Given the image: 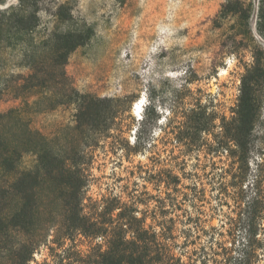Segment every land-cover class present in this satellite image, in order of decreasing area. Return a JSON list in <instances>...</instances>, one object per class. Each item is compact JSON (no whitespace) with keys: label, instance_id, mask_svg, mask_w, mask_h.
Listing matches in <instances>:
<instances>
[{"label":"rangeland","instance_id":"obj_1","mask_svg":"<svg viewBox=\"0 0 264 264\" xmlns=\"http://www.w3.org/2000/svg\"><path fill=\"white\" fill-rule=\"evenodd\" d=\"M15 1L6 0L7 4ZM227 1H42L40 33L53 27L51 13L58 4H67L73 17L91 28L90 40L69 55L65 70L80 93L112 100L107 108H114L115 122L123 131L118 148L111 138L89 148L85 146L87 134L73 128V107L28 113L33 128L52 142L60 156L85 162L88 198L100 199L121 190L156 194L144 179L149 170L167 165L179 178L178 189L188 194L184 208L198 217L205 230H223L224 215L233 203L226 199L220 205L215 188L219 175L233 160L228 152L232 143L221 138V126L224 124L226 131L231 127L245 68L255 59L264 67V28L261 34L257 31L258 0H239L244 10L222 18L221 6ZM27 72L18 50L0 51V112L20 104L14 101L9 86L13 76ZM138 102L143 103L140 118L133 114ZM197 107L209 114L208 132L193 136L196 143L190 145L186 116ZM262 121L255 127V141L263 147L264 158ZM257 156L256 152L249 156L251 170L256 168ZM33 159L32 155L24 156L21 168L30 169ZM51 191L48 188L44 193L47 202L39 217L41 222L47 220L50 210L57 213H53L54 220H59L58 193ZM196 195L198 199L191 207L188 200ZM144 208L139 205L140 210ZM56 230L57 226L53 231H42L46 245L34 252L28 264H55L48 247L56 253L69 247L64 233ZM18 240L9 234L1 236L0 264L14 254L10 245ZM259 240L250 254V264H264V235ZM225 241L232 247V239L225 237ZM240 242L241 237H237L233 248L238 249ZM76 244L82 251L89 245L82 237ZM16 264H23L20 258Z\"/></svg>","mask_w":264,"mask_h":264},{"label":"trees","instance_id":"obj_2","mask_svg":"<svg viewBox=\"0 0 264 264\" xmlns=\"http://www.w3.org/2000/svg\"><path fill=\"white\" fill-rule=\"evenodd\" d=\"M42 1L7 4L0 0V51L18 50L28 70L13 76L9 86L14 101L20 104L0 112V239L4 234L20 238L10 245L14 254L3 264H16L19 258L28 264L34 252L46 245L42 231H53L56 226V232L62 231L70 245L60 253L48 247L55 264H250V254L264 235L263 147L255 141V127L264 120V67L255 59L245 68L231 127L226 131L221 126V138L232 143L228 152L233 160L219 175L215 188L220 205L226 199L233 203L224 215L223 230H205L198 217L184 208L188 194L178 189L179 178L167 165L149 170L144 179L156 194L121 190L100 199L88 198L85 162L60 156L52 142L33 128L28 113L73 107V128L87 134L85 146L89 148L111 138L116 149L123 131L115 122L114 108H107L112 100L80 93L65 70L69 55L90 40L91 28L78 22L67 4H58L51 13L53 27L40 33ZM242 10V2L228 0L220 14L224 18ZM257 26L261 34L264 0H258ZM209 118L200 107L189 111L186 130L190 131V145L196 143L193 136L208 132ZM252 152L258 155L255 170L250 169ZM26 155L34 158L28 170L21 168ZM48 188L58 193L59 220H54L53 213H57L50 210L47 220L41 222ZM197 196L188 200L191 207ZM24 236L27 238L22 240ZM203 236H208L207 241H201ZM78 237L89 244L87 250L76 244ZM225 237L233 240L232 247L226 246ZM237 237L241 242L234 249Z\"/></svg>","mask_w":264,"mask_h":264},{"label":"bare ground","instance_id":"obj_3","mask_svg":"<svg viewBox=\"0 0 264 264\" xmlns=\"http://www.w3.org/2000/svg\"><path fill=\"white\" fill-rule=\"evenodd\" d=\"M142 107H143V103L142 102H138L136 104L135 108L133 109L134 116L140 115V112L139 111L141 110ZM137 112H138V114H137Z\"/></svg>","mask_w":264,"mask_h":264}]
</instances>
